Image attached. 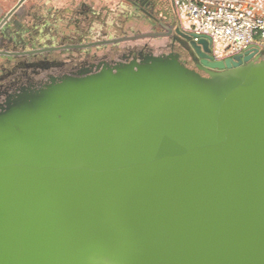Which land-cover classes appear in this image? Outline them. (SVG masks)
Wrapping results in <instances>:
<instances>
[{
  "label": "water",
  "instance_id": "obj_1",
  "mask_svg": "<svg viewBox=\"0 0 264 264\" xmlns=\"http://www.w3.org/2000/svg\"><path fill=\"white\" fill-rule=\"evenodd\" d=\"M166 30L0 103V264H264V48Z\"/></svg>",
  "mask_w": 264,
  "mask_h": 264
},
{
  "label": "flooded vegetation",
  "instance_id": "obj_2",
  "mask_svg": "<svg viewBox=\"0 0 264 264\" xmlns=\"http://www.w3.org/2000/svg\"><path fill=\"white\" fill-rule=\"evenodd\" d=\"M57 2L61 1L0 0V103L21 87L38 88L51 78L86 75L103 66L129 61L134 56L138 57L139 52L146 54L151 51L142 47L139 50L126 48L122 52L111 49L100 54L106 44L104 38L100 37L101 26L92 28L94 23L90 18L100 16L102 10L97 6L101 3L104 5L105 0H69L60 11L56 7ZM122 4L127 7L125 18L143 16L169 36L166 27L175 16L171 0H121ZM59 18L68 21L61 30L55 25ZM79 18L88 19L87 33L93 32L97 36L92 37L93 41H88L89 34L81 35L77 38L79 47L71 49V54L62 59L53 56L59 41L63 50H70L68 42L76 39L78 32L75 29L79 27ZM117 40L113 46L117 45ZM169 41L168 51L172 46L170 36ZM173 49L180 51L176 42ZM74 50L77 54H74ZM184 61L193 66L188 57H184Z\"/></svg>",
  "mask_w": 264,
  "mask_h": 264
},
{
  "label": "built area",
  "instance_id": "obj_3",
  "mask_svg": "<svg viewBox=\"0 0 264 264\" xmlns=\"http://www.w3.org/2000/svg\"><path fill=\"white\" fill-rule=\"evenodd\" d=\"M171 2L185 29L208 37L213 60L233 57L249 46L264 48V0Z\"/></svg>",
  "mask_w": 264,
  "mask_h": 264
},
{
  "label": "rangeland",
  "instance_id": "obj_4",
  "mask_svg": "<svg viewBox=\"0 0 264 264\" xmlns=\"http://www.w3.org/2000/svg\"><path fill=\"white\" fill-rule=\"evenodd\" d=\"M56 7L59 11L64 8L63 4L69 0H59ZM182 7V6H181ZM97 8H101V14L99 17H92L94 26L92 28H97L101 26L100 37L104 38L105 48H102L100 54L105 53V51L116 49L119 52L124 51L126 48L139 50L142 47H146L158 54L161 52L168 51L169 36L159 28L151 25L143 16L140 17H129L125 18V9L127 8L125 4L121 5V0H105V4H99ZM182 9V8H181ZM122 11L123 13H120ZM175 13V12H174ZM79 27L75 29L76 39L72 42H68V51L63 50V46L58 42L57 48L53 50V56L62 59L71 54V49L79 47V41L77 38L81 35L86 36L88 30V19H80ZM68 21L64 18H59L55 25L59 27H64ZM96 25V26H95ZM93 33V32H92ZM90 33L88 41H93L92 37L97 36V34ZM118 39V40H117ZM117 40V45L113 46V42ZM78 41V42H77ZM87 45V43H86ZM82 47V46H81ZM94 51V48H91ZM74 54H77L75 50Z\"/></svg>",
  "mask_w": 264,
  "mask_h": 264
}]
</instances>
